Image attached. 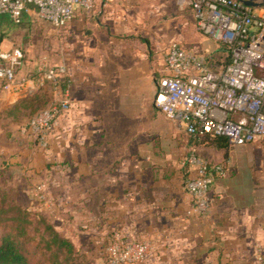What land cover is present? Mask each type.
Here are the masks:
<instances>
[{
	"label": "crops",
	"instance_id": "crops-1",
	"mask_svg": "<svg viewBox=\"0 0 264 264\" xmlns=\"http://www.w3.org/2000/svg\"><path fill=\"white\" fill-rule=\"evenodd\" d=\"M165 1L96 0L91 11L78 10L69 26L75 36L71 59L59 62L67 72L69 109L60 113L48 146L28 138L20 159L10 157L14 137L1 134V162L12 171L23 163L31 181L45 183L49 201L43 204L54 207L60 223L53 225L77 248L83 244L96 264H105L115 230L150 243L135 264H258L255 254L264 249V136L235 146L200 141L155 107L157 81L167 74L164 44L137 36V24L125 16L138 4L160 9ZM34 20L40 18L32 6L19 24L0 15L2 49L24 47L19 85L0 89V111L22 109L23 99L37 105L59 97L39 71L46 63L30 58L23 39L24 26ZM191 147L223 166L205 215L183 190L195 174L184 163Z\"/></svg>",
	"mask_w": 264,
	"mask_h": 264
},
{
	"label": "built area",
	"instance_id": "built-area-1",
	"mask_svg": "<svg viewBox=\"0 0 264 264\" xmlns=\"http://www.w3.org/2000/svg\"><path fill=\"white\" fill-rule=\"evenodd\" d=\"M95 1L0 0V15L7 14L19 24L22 12L32 6L40 19L66 30L75 13L91 11ZM179 2L193 10L196 29L204 38L218 48L228 49L229 60L215 64L204 54V48L171 43L163 55L167 74L157 81L155 107L168 119L177 121L188 136L208 132L224 136L231 146L245 145L264 136V7H250L241 0ZM23 61L21 48L4 50L0 44L3 89L18 84L16 75ZM39 71L43 80L57 89L59 97L22 126L21 131L34 136L37 144L46 148L60 113L70 107V94L67 88H60L65 66H43ZM184 163L193 166L195 174L184 181L183 190L190 196L194 209L205 215L211 205V186L216 175L222 174L223 166L212 164L193 147ZM34 195L48 203L44 182L34 185ZM149 250L147 240L126 238L115 230L105 247V264H135L144 260ZM255 258L258 264H264V249H258Z\"/></svg>",
	"mask_w": 264,
	"mask_h": 264
},
{
	"label": "rangeland",
	"instance_id": "rangeland-1",
	"mask_svg": "<svg viewBox=\"0 0 264 264\" xmlns=\"http://www.w3.org/2000/svg\"><path fill=\"white\" fill-rule=\"evenodd\" d=\"M135 8L136 12L130 11L131 14L125 17L130 22L137 24V36L148 42H160L164 44L162 46L163 51H161L163 52L162 55H164L165 50L171 43L182 42L195 45L199 49H206L207 51L203 50L204 54L206 56L214 54L215 57L213 60H224L221 53L213 51V49L215 50L218 48L217 45H213L212 42L204 38L196 29L195 19L192 10H190L191 8L179 6L176 0H171L169 3H167L166 0L160 9H155V7L152 8V5L140 6V4ZM127 19L125 22H128ZM24 27L25 29L22 31L23 39L31 50V54L33 55V57H30L31 59H41L43 63H46L45 67L57 66L63 59L70 61L73 53L72 42L75 36L69 27L70 32H67V29L58 30L46 22L41 21V19L39 22L37 20L29 22L28 25L26 24ZM208 44H212L213 48H208ZM1 88L0 82V89ZM48 101H51V99L48 98L47 102ZM53 101L46 104L47 102L41 103L37 100V105H34L32 102H24L23 99L19 102L23 107L22 109L18 111L13 109H11V111H0V136L5 133L8 137H14V141L16 142L14 145L11 144L10 146L11 160L20 159V157L23 156L24 150L22 142L28 138L30 140L33 139L31 143L40 147L37 142H35L34 136L23 133L21 127ZM1 146L0 142V148ZM3 157L4 155H0V238L6 231L4 224H9L8 217L10 213L12 214L9 210L14 204L45 216L52 224L55 223L60 225L59 221L55 219L54 207L49 204L45 206V203L43 204V202L34 195V185L37 182L35 180L31 181V179H35L32 176L29 177L26 175L24 164L20 163L14 165L12 171L7 165H3L1 162V160L6 159ZM41 182L43 181L41 180ZM33 222V224L28 225L27 230L30 235L33 234L35 236L36 239L34 242H37L39 233L34 231L37 224L35 221ZM38 245L39 253H33V255L39 264H96L95 256L87 252L81 243L77 245L78 248L74 254L65 255L62 253L57 258L51 254L52 251L47 248L45 249L43 241H40ZM29 248L34 251V244H31ZM104 253L105 256L103 255V258L105 259L106 251Z\"/></svg>",
	"mask_w": 264,
	"mask_h": 264
},
{
	"label": "trees",
	"instance_id": "trees-1",
	"mask_svg": "<svg viewBox=\"0 0 264 264\" xmlns=\"http://www.w3.org/2000/svg\"><path fill=\"white\" fill-rule=\"evenodd\" d=\"M216 52H220L224 60H213L212 58L215 56L211 54L208 56L211 62L215 64H225L229 60V53L226 47L219 46ZM65 86L66 78L64 75L60 82V87L65 89ZM189 137L200 141L208 140L229 145L224 136L214 135L208 132L198 133L195 136L189 135ZM9 211L12 212L8 217L9 224H4L6 231L0 238V264H39L33 253H39L38 244L40 241H43L45 249L47 248L52 251L51 254L56 258L62 253L70 255L76 252L77 247L72 240L58 231L45 216L39 215L17 204L12 205ZM33 221L37 224L34 231L39 233L37 242H34L36 239L35 236L33 234L30 235L27 230L28 225L33 224ZM111 235L112 232L110 233V237ZM31 244L35 246L34 251L29 248Z\"/></svg>",
	"mask_w": 264,
	"mask_h": 264
},
{
	"label": "water",
	"instance_id": "water-1",
	"mask_svg": "<svg viewBox=\"0 0 264 264\" xmlns=\"http://www.w3.org/2000/svg\"><path fill=\"white\" fill-rule=\"evenodd\" d=\"M245 5L250 7H264V0H241Z\"/></svg>",
	"mask_w": 264,
	"mask_h": 264
}]
</instances>
